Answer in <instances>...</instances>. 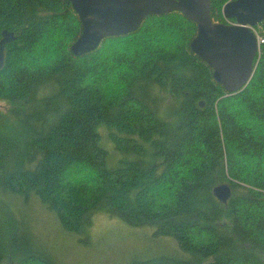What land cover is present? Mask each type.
Segmentation results:
<instances>
[{
    "label": "trees",
    "instance_id": "1",
    "mask_svg": "<svg viewBox=\"0 0 264 264\" xmlns=\"http://www.w3.org/2000/svg\"><path fill=\"white\" fill-rule=\"evenodd\" d=\"M226 1L210 0L213 22H234ZM80 31L68 0H0V191L36 194L71 232L109 207L181 251L128 264H264V44L248 83L228 93L178 11L74 55ZM166 93L175 107L158 117ZM100 122L123 154L114 168ZM20 225L0 199V264H52L26 250Z\"/></svg>",
    "mask_w": 264,
    "mask_h": 264
},
{
    "label": "water",
    "instance_id": "2",
    "mask_svg": "<svg viewBox=\"0 0 264 264\" xmlns=\"http://www.w3.org/2000/svg\"><path fill=\"white\" fill-rule=\"evenodd\" d=\"M68 1L81 24L80 34L70 45L74 55L96 49L106 37L135 31L149 15L178 11L196 24L191 51L209 65L214 80L225 91L242 89L252 76L257 43L250 27L264 20V0H227L222 14L234 19L232 23L212 21L210 0ZM213 191L221 201L229 196L226 184Z\"/></svg>",
    "mask_w": 264,
    "mask_h": 264
},
{
    "label": "rangeland",
    "instance_id": "3",
    "mask_svg": "<svg viewBox=\"0 0 264 264\" xmlns=\"http://www.w3.org/2000/svg\"><path fill=\"white\" fill-rule=\"evenodd\" d=\"M159 98L156 115L163 117L175 107V101L168 93ZM8 108L7 102L0 101V112ZM104 126L103 122L96 126L101 134L98 143L107 150L106 167L114 168L123 154L114 147ZM0 199L23 226L22 245L52 264H128L160 256L171 258L181 252L174 238L154 236L148 225H130L109 207L96 208L86 215L79 232H71L62 228L55 214L34 193L25 198L0 191Z\"/></svg>",
    "mask_w": 264,
    "mask_h": 264
},
{
    "label": "built area",
    "instance_id": "4",
    "mask_svg": "<svg viewBox=\"0 0 264 264\" xmlns=\"http://www.w3.org/2000/svg\"><path fill=\"white\" fill-rule=\"evenodd\" d=\"M250 28L256 37L257 48L255 55H258L260 53L261 46L264 44V30L259 23H257L255 26H251Z\"/></svg>",
    "mask_w": 264,
    "mask_h": 264
},
{
    "label": "flooded vegetation",
    "instance_id": "5",
    "mask_svg": "<svg viewBox=\"0 0 264 264\" xmlns=\"http://www.w3.org/2000/svg\"><path fill=\"white\" fill-rule=\"evenodd\" d=\"M6 41H7V39H5V37H1L0 38V53H1V51L3 50V48H4V45L6 44Z\"/></svg>",
    "mask_w": 264,
    "mask_h": 264
}]
</instances>
